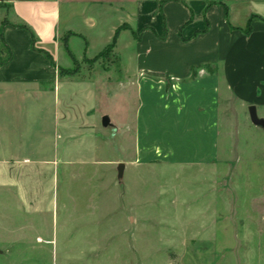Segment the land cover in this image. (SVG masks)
Segmentation results:
<instances>
[{
	"label": "crops",
	"instance_id": "crops-1",
	"mask_svg": "<svg viewBox=\"0 0 264 264\" xmlns=\"http://www.w3.org/2000/svg\"><path fill=\"white\" fill-rule=\"evenodd\" d=\"M215 1L0 0V207L55 209L69 169L77 203L113 149L119 175L213 164L226 103L264 129V0Z\"/></svg>",
	"mask_w": 264,
	"mask_h": 264
},
{
	"label": "rangeland",
	"instance_id": "rangeland-1",
	"mask_svg": "<svg viewBox=\"0 0 264 264\" xmlns=\"http://www.w3.org/2000/svg\"><path fill=\"white\" fill-rule=\"evenodd\" d=\"M110 54L104 64L117 63ZM223 120L213 164L127 166L119 175L113 149L110 166L79 169L77 203L69 169L55 209L18 198L15 209L1 206L0 264H264V129L233 103Z\"/></svg>",
	"mask_w": 264,
	"mask_h": 264
},
{
	"label": "water",
	"instance_id": "water-1",
	"mask_svg": "<svg viewBox=\"0 0 264 264\" xmlns=\"http://www.w3.org/2000/svg\"><path fill=\"white\" fill-rule=\"evenodd\" d=\"M250 118H251L252 123H254L255 125L261 126V127L264 126V123L261 120H258L256 118L255 113L253 112V109L250 110ZM119 174H120V170H119Z\"/></svg>",
	"mask_w": 264,
	"mask_h": 264
},
{
	"label": "trees",
	"instance_id": "trees-1",
	"mask_svg": "<svg viewBox=\"0 0 264 264\" xmlns=\"http://www.w3.org/2000/svg\"><path fill=\"white\" fill-rule=\"evenodd\" d=\"M248 26H249V25H248ZM249 27H250V26H249ZM1 36H2V33H0V41H1ZM114 46H115V39L113 40V43L109 46V48L107 49L106 52L112 50V49L114 48ZM5 61H6V60L2 59L1 54H0V63H3V62H5Z\"/></svg>",
	"mask_w": 264,
	"mask_h": 264
}]
</instances>
